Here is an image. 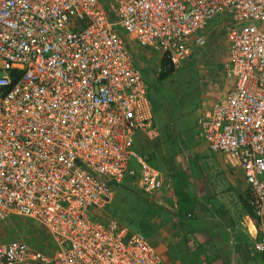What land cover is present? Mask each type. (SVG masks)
I'll list each match as a JSON object with an SVG mask.
<instances>
[{
    "label": "built area",
    "instance_id": "1",
    "mask_svg": "<svg viewBox=\"0 0 264 264\" xmlns=\"http://www.w3.org/2000/svg\"><path fill=\"white\" fill-rule=\"evenodd\" d=\"M105 3L0 0V221L34 218L54 243L46 253L0 240V264H165L144 234L102 217L128 175L147 192L165 186V173L133 150L157 130L148 83L118 29L177 67L206 43L217 13L235 82L199 125L208 147L244 170L263 250L264 0Z\"/></svg>",
    "mask_w": 264,
    "mask_h": 264
},
{
    "label": "crops",
    "instance_id": "2",
    "mask_svg": "<svg viewBox=\"0 0 264 264\" xmlns=\"http://www.w3.org/2000/svg\"><path fill=\"white\" fill-rule=\"evenodd\" d=\"M126 36L129 35L126 33ZM135 41L133 38V42L127 46L134 66L140 70L136 60L139 57L146 66L156 64L161 68L164 54L159 51L152 54L155 50L142 45L143 48H140ZM226 49L223 63L228 57ZM156 70L149 69L152 75L159 77ZM225 71L223 68L217 74L226 75ZM226 97L204 107L199 119ZM155 128V137H139L138 143L148 156L149 163L165 173V186L147 192L139 187L131 175L126 180L134 184L129 189L132 188L138 198L149 204L150 210L145 215L152 235L145 237L163 262L264 264V249L258 250L255 246L259 234L248 204L249 185L236 159L210 149L205 138V146L217 154L205 156L196 145L194 149L182 151L179 136L183 128L179 129L180 132L178 127L171 125Z\"/></svg>",
    "mask_w": 264,
    "mask_h": 264
},
{
    "label": "rangeland",
    "instance_id": "3",
    "mask_svg": "<svg viewBox=\"0 0 264 264\" xmlns=\"http://www.w3.org/2000/svg\"><path fill=\"white\" fill-rule=\"evenodd\" d=\"M101 1L105 3L108 0ZM110 3L111 1L107 5ZM226 28L224 15L215 14L205 30L206 43L197 46L166 79L160 80L150 73V68L157 69L159 73L161 68H158V65L146 66L139 57L136 59L142 76L148 83V97L153 106L154 125L159 129L166 125L176 126L178 130L183 128L179 136V147L182 151L194 149L196 145L205 156L217 154L205 146L198 120L203 108L223 99L235 82L233 77L225 73L217 74L222 72L226 48L229 47L225 38ZM118 30L122 37H125L126 45L130 46L133 38L126 36L123 29ZM136 44L139 45L138 42ZM138 47L143 48L141 45ZM152 54H156V51ZM138 141L136 138L133 150L143 155L145 152L140 148ZM130 167L139 169L134 157L130 161ZM126 178L117 186L115 196L105 207L102 217H116L132 231L146 236L152 235L149 233L150 227L145 215L147 210H150L149 204L144 199L138 198L132 188L129 189L134 184ZM16 238L28 241L32 247L46 253L54 251L53 239L47 229L34 218L19 213H13L0 221V240Z\"/></svg>",
    "mask_w": 264,
    "mask_h": 264
},
{
    "label": "trees",
    "instance_id": "4",
    "mask_svg": "<svg viewBox=\"0 0 264 264\" xmlns=\"http://www.w3.org/2000/svg\"><path fill=\"white\" fill-rule=\"evenodd\" d=\"M105 6L108 10L110 9V7H109V5H107V3H105ZM109 13H110L109 14L110 19L113 20L115 18L114 13L112 11L110 12V10H109ZM175 69H176V67L173 64V62L171 61V59L167 55H164L162 58L161 69H160L158 78L160 80L166 79L167 77H169L171 74L174 73ZM13 80L15 81V79H13Z\"/></svg>",
    "mask_w": 264,
    "mask_h": 264
}]
</instances>
